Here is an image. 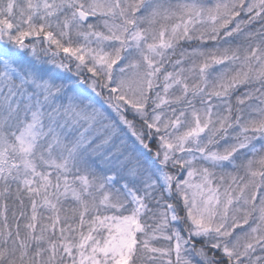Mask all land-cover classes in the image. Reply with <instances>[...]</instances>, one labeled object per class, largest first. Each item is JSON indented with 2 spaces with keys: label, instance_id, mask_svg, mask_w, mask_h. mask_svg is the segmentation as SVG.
<instances>
[{
  "label": "snow or ice",
  "instance_id": "1",
  "mask_svg": "<svg viewBox=\"0 0 264 264\" xmlns=\"http://www.w3.org/2000/svg\"><path fill=\"white\" fill-rule=\"evenodd\" d=\"M0 264H264V0H0Z\"/></svg>",
  "mask_w": 264,
  "mask_h": 264
}]
</instances>
